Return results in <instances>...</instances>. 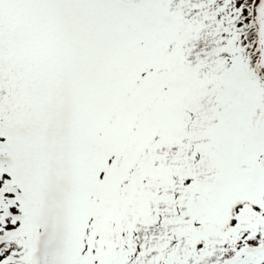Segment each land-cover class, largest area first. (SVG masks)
<instances>
[{
  "label": "snow or ice",
  "instance_id": "6c2138e0",
  "mask_svg": "<svg viewBox=\"0 0 264 264\" xmlns=\"http://www.w3.org/2000/svg\"><path fill=\"white\" fill-rule=\"evenodd\" d=\"M0 264H264V0H0Z\"/></svg>",
  "mask_w": 264,
  "mask_h": 264
}]
</instances>
